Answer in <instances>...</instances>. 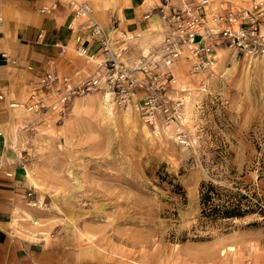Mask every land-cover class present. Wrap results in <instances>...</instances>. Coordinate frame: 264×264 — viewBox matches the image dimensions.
Here are the masks:
<instances>
[{
  "label": "rangeland",
  "instance_id": "374dc122",
  "mask_svg": "<svg viewBox=\"0 0 264 264\" xmlns=\"http://www.w3.org/2000/svg\"><path fill=\"white\" fill-rule=\"evenodd\" d=\"M76 1L91 6L115 47L125 45L120 58L126 66L161 40L160 21L131 32L120 18L130 7L145 22L143 16L157 14V0ZM250 1L210 4L243 7ZM85 38L96 43L100 57L98 42ZM75 53L88 65L85 54ZM187 69L183 59L176 61L166 87L169 98L182 101L181 124L141 115L143 88L128 106L117 104L103 83L37 110L25 107V97L21 108L0 100V204L10 216L7 241L28 244L30 264H264V220L251 214L206 221L198 204L199 185L207 181L264 197V60L220 47L205 75L193 77ZM52 101L46 96L43 104ZM14 185L23 191L11 199Z\"/></svg>",
  "mask_w": 264,
  "mask_h": 264
},
{
  "label": "built area",
  "instance_id": "2783aa9c",
  "mask_svg": "<svg viewBox=\"0 0 264 264\" xmlns=\"http://www.w3.org/2000/svg\"><path fill=\"white\" fill-rule=\"evenodd\" d=\"M67 3L72 7L73 17L82 19L80 24L70 28L75 33L74 43L79 56L87 51L77 33L78 26L83 24L87 37L98 42L101 60L93 73L74 85L67 76H59L53 71L37 76L35 86L30 90H39L42 94L40 97H34L37 92L29 94V103H25L28 110L53 107L55 102L63 104L74 95L95 90L103 83L115 102L122 106L130 105L136 88H143L139 103L141 115L148 121L150 117H158L166 123L181 124L185 122L182 101L179 97L169 98L166 89L167 84L174 81L169 70L176 61L183 59L188 64L190 76L202 77L212 69L220 47L230 48L245 58L264 60V0H251L243 7L211 6L209 0H159L157 14L162 29L161 40L146 55L138 57L133 67L121 61L125 45L115 47V41L106 37L101 26L89 17L92 8L87 2L67 0ZM63 52L64 47L59 46L58 55ZM0 56L6 59L3 53ZM52 63V59L47 60L48 65ZM158 66L163 70L158 74L151 73ZM135 70L143 73L144 78H135L132 74ZM179 91H185V88ZM46 96L53 97V101L45 106L43 99ZM13 103L9 102L8 106L12 107ZM30 194L27 191L25 195Z\"/></svg>",
  "mask_w": 264,
  "mask_h": 264
},
{
  "label": "crops",
  "instance_id": "0c3cea01",
  "mask_svg": "<svg viewBox=\"0 0 264 264\" xmlns=\"http://www.w3.org/2000/svg\"><path fill=\"white\" fill-rule=\"evenodd\" d=\"M155 4L154 9L159 0ZM129 8L123 7L120 16L121 21L125 22L122 27L127 31L148 30L151 23L159 21L157 14L147 15L145 22L140 21L141 11ZM92 14L93 12L89 17L94 20ZM0 17V54L3 53L6 57L5 59L0 56V95L4 97V102H17L13 104L21 108L20 101L25 97V102L29 94L37 92L30 90L35 86L37 76L53 71L59 76L77 80L87 73L90 65L95 67V63L99 62V55H94L97 45L87 41L83 26H78L77 33L87 48L84 58L88 65H84L81 58L76 57L75 33L70 28L80 24L82 19L73 17L72 7L65 0H0ZM97 19L106 24L105 18ZM105 33L118 34L114 31ZM141 41L143 42L139 44L144 46L145 40ZM59 46L64 47L61 55H58ZM48 59L53 60L52 65L47 64ZM12 177L13 180L17 178L15 171ZM9 183L14 184V181L10 180ZM21 191L23 190L20 187L14 185L10 198L19 196ZM8 212V206L1 203L0 264H30L31 250L24 249L28 244L20 240L16 247L14 243L7 241L10 220ZM26 214L28 213L25 216ZM24 219L29 220L27 216Z\"/></svg>",
  "mask_w": 264,
  "mask_h": 264
},
{
  "label": "trees",
  "instance_id": "16d2710c",
  "mask_svg": "<svg viewBox=\"0 0 264 264\" xmlns=\"http://www.w3.org/2000/svg\"><path fill=\"white\" fill-rule=\"evenodd\" d=\"M241 188L234 183L226 187L209 181L201 182L198 196L199 218L216 221L256 214L260 220H264V197Z\"/></svg>",
  "mask_w": 264,
  "mask_h": 264
},
{
  "label": "bare ground",
  "instance_id": "6f19581e",
  "mask_svg": "<svg viewBox=\"0 0 264 264\" xmlns=\"http://www.w3.org/2000/svg\"><path fill=\"white\" fill-rule=\"evenodd\" d=\"M209 2H210V0H209ZM86 55H87V56H90V53H87ZM108 95L110 96L109 93H108ZM13 106H16V104H15V105L13 104ZM13 106H12V107H13ZM25 176L27 177V180H28V181L32 182V185H34L35 188H37L38 190H40V189L38 188V186H37L36 181H35V180L29 175V173H26ZM25 176H24V177H25ZM30 179H32V181H31ZM30 205H31V206L33 205V206H34L35 204H30ZM26 216H27L28 219H31L30 216H29V214H26ZM36 222H37V221L32 220V224H36ZM223 252H224L223 254H225V250H224Z\"/></svg>",
  "mask_w": 264,
  "mask_h": 264
}]
</instances>
